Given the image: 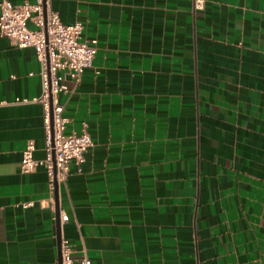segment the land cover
<instances>
[{"label": "crops", "instance_id": "1", "mask_svg": "<svg viewBox=\"0 0 264 264\" xmlns=\"http://www.w3.org/2000/svg\"><path fill=\"white\" fill-rule=\"evenodd\" d=\"M51 7L97 40L59 94L93 145L56 195L21 169L27 140L46 155L40 67L0 35V264H59L61 238L92 264H264V0Z\"/></svg>", "mask_w": 264, "mask_h": 264}, {"label": "built area", "instance_id": "2", "mask_svg": "<svg viewBox=\"0 0 264 264\" xmlns=\"http://www.w3.org/2000/svg\"><path fill=\"white\" fill-rule=\"evenodd\" d=\"M204 0H194V8L202 9ZM81 22L64 24L58 12L51 7V0L24 1L14 4L10 0H0V35L8 37L20 48L31 47L39 63L41 95L37 99L43 108V128L45 159L33 157L35 144L27 140L22 150L20 166L25 172L43 164L46 168L48 186L54 190L55 183H63L73 164L78 172L82 170L86 153L93 145L86 129L79 133L64 132L68 119L63 115L64 105L59 94L72 91L86 68L92 66L96 53V39H82ZM27 102L26 99L17 100ZM22 207L31 202L21 204ZM66 222L68 215L62 214ZM61 264H92L84 256L74 257L69 240H60Z\"/></svg>", "mask_w": 264, "mask_h": 264}, {"label": "water", "instance_id": "3", "mask_svg": "<svg viewBox=\"0 0 264 264\" xmlns=\"http://www.w3.org/2000/svg\"><path fill=\"white\" fill-rule=\"evenodd\" d=\"M54 190H55V195H56V193H57V183H55ZM56 223H57V230H59V224H58V220L56 221ZM59 264H61V259H60V250H59Z\"/></svg>", "mask_w": 264, "mask_h": 264}]
</instances>
